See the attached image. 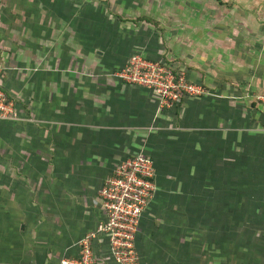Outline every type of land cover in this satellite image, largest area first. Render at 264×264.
Segmentation results:
<instances>
[{
    "label": "crops",
    "instance_id": "0c3cea01",
    "mask_svg": "<svg viewBox=\"0 0 264 264\" xmlns=\"http://www.w3.org/2000/svg\"><path fill=\"white\" fill-rule=\"evenodd\" d=\"M116 4L0 0V89L18 113L0 119V264L77 256L104 220L105 180L139 154L156 169L142 264H264V26H243L230 49L179 10L126 19ZM133 54L205 92L160 107L114 75ZM93 248L118 264L106 236Z\"/></svg>",
    "mask_w": 264,
    "mask_h": 264
},
{
    "label": "built area",
    "instance_id": "2783aa9c",
    "mask_svg": "<svg viewBox=\"0 0 264 264\" xmlns=\"http://www.w3.org/2000/svg\"><path fill=\"white\" fill-rule=\"evenodd\" d=\"M114 75L155 93L160 107H176L185 96L205 92L204 86L190 81L184 70L140 54L131 55ZM256 98L264 106V91ZM17 116L15 104L0 89V119ZM155 175L154 162L144 155L123 160L99 190L104 220L77 241L78 255L63 258L60 264H99L93 248L99 236H106L111 255L118 264H142L136 235L141 214L156 190Z\"/></svg>",
    "mask_w": 264,
    "mask_h": 264
},
{
    "label": "rangeland",
    "instance_id": "374dc122",
    "mask_svg": "<svg viewBox=\"0 0 264 264\" xmlns=\"http://www.w3.org/2000/svg\"><path fill=\"white\" fill-rule=\"evenodd\" d=\"M104 7L117 2L115 12L124 18L177 14L198 25L213 24L216 36L229 38L230 49H236L237 37L243 26L253 28L256 34L264 26V5L256 0H101ZM113 2V3H112ZM222 2V3H220ZM175 10V11H174ZM171 20V19H169ZM164 23L168 24V21ZM229 31V32H228ZM221 39V38H219ZM228 45V43H226Z\"/></svg>",
    "mask_w": 264,
    "mask_h": 264
},
{
    "label": "trees",
    "instance_id": "16d2710c",
    "mask_svg": "<svg viewBox=\"0 0 264 264\" xmlns=\"http://www.w3.org/2000/svg\"><path fill=\"white\" fill-rule=\"evenodd\" d=\"M220 1V0H219ZM220 3H222V2H220ZM191 81V80H190ZM196 83H198V84H201L200 82H196Z\"/></svg>",
    "mask_w": 264,
    "mask_h": 264
}]
</instances>
